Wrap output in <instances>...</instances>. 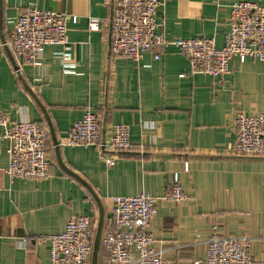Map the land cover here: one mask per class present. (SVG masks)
<instances>
[{"label":"crops","instance_id":"obj_1","mask_svg":"<svg viewBox=\"0 0 264 264\" xmlns=\"http://www.w3.org/2000/svg\"><path fill=\"white\" fill-rule=\"evenodd\" d=\"M162 1L157 33L170 43L134 60L111 53L113 0H0V107L12 122L46 125L51 162L48 179L11 178L0 126V264H49L40 238L63 232L81 215L94 223L89 264H113L101 242L95 247L97 234L110 226L113 196L141 193L160 198L149 231L167 250L166 264L205 258L214 224L226 236L252 238L251 253L264 259V158L229 151L237 113L264 112V61L235 59L222 78L191 75L188 57L173 44L213 38L223 47L232 6L264 7V0ZM29 7L69 17L70 48L46 46L42 67L19 64L6 45ZM91 18L102 21L100 30H90ZM88 110L99 116L105 139L114 124H128L131 150L67 145L72 125ZM176 175L182 202L163 198Z\"/></svg>","mask_w":264,"mask_h":264},{"label":"built area","instance_id":"obj_2","mask_svg":"<svg viewBox=\"0 0 264 264\" xmlns=\"http://www.w3.org/2000/svg\"><path fill=\"white\" fill-rule=\"evenodd\" d=\"M162 0H113L111 53L114 57L139 60L144 51L158 52L170 43L157 33L156 15ZM69 17L62 12L37 7L25 9L16 18L15 27L6 45L19 64L44 66L43 52L48 45L70 48ZM102 21L91 18L89 28L98 31ZM230 31L223 47L213 38L182 39L173 42L190 62V74L204 73L225 77L232 72V61L248 59L264 61V7L254 2H236L232 6ZM161 55L156 53L155 58ZM21 73L20 65L16 68ZM184 76V74H181ZM236 135L230 154L264 158V112L249 115L239 111L234 120ZM0 126L9 141L11 178L48 179L51 162L48 153L49 130L31 120L12 122L0 107ZM69 146H94L99 152L128 151L132 148L130 126L117 123L109 139L103 138L101 120L88 110L76 121L66 139ZM114 165L115 159H108ZM185 170L189 164L185 163ZM182 202L186 195L178 175L164 197ZM160 198L149 193L135 196H113L110 218L116 230L106 232L102 245L113 264H166V249L155 245L149 231ZM94 224L90 216L73 217L66 229L42 236L50 251L49 264H89L93 252ZM252 238L226 236L218 224L212 226L207 240L206 256L192 264H264V259L251 253Z\"/></svg>","mask_w":264,"mask_h":264},{"label":"trees","instance_id":"obj_3","mask_svg":"<svg viewBox=\"0 0 264 264\" xmlns=\"http://www.w3.org/2000/svg\"><path fill=\"white\" fill-rule=\"evenodd\" d=\"M36 123H38V124H41L42 126H44L46 129H47V127H46V125L44 124V123H42V122H36ZM49 139H50V134H49ZM108 152H110V151H108ZM111 152H117V151H111ZM48 153H49V140H48ZM94 224V223H93ZM111 230H116V228H115V225L113 224V222H112V219L110 218V226H109V228L105 231V233L106 232H108V231H111ZM104 233V234H105ZM103 237V236H102ZM101 241H102V238H101Z\"/></svg>","mask_w":264,"mask_h":264},{"label":"water","instance_id":"obj_4","mask_svg":"<svg viewBox=\"0 0 264 264\" xmlns=\"http://www.w3.org/2000/svg\"><path fill=\"white\" fill-rule=\"evenodd\" d=\"M111 30H112V23H111ZM112 35V34H111ZM111 40H112V37H111ZM101 231L98 232L97 234V239H96V248L99 246L100 242H101Z\"/></svg>","mask_w":264,"mask_h":264}]
</instances>
